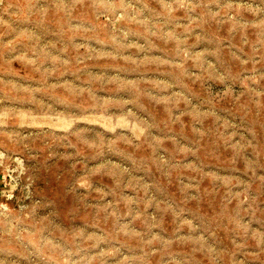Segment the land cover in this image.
I'll use <instances>...</instances> for the list:
<instances>
[{"label": "rangeland", "instance_id": "374dc122", "mask_svg": "<svg viewBox=\"0 0 264 264\" xmlns=\"http://www.w3.org/2000/svg\"><path fill=\"white\" fill-rule=\"evenodd\" d=\"M0 264H264V0H0Z\"/></svg>", "mask_w": 264, "mask_h": 264}]
</instances>
